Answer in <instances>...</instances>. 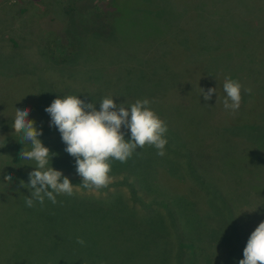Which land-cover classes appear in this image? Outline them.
<instances>
[{
    "label": "rangeland",
    "instance_id": "374dc122",
    "mask_svg": "<svg viewBox=\"0 0 264 264\" xmlns=\"http://www.w3.org/2000/svg\"><path fill=\"white\" fill-rule=\"evenodd\" d=\"M118 1L125 4L127 11L121 20L122 31L129 32L131 37L119 48L117 41L103 35L108 27L100 20L108 16V0H0V264H39L40 246L46 247L54 238L60 244L53 243L52 251L65 252L68 241L64 237L71 229L66 223H59L52 230V221L44 225L39 220L36 207L42 205L38 201H34L33 207L25 204L32 190L22 185L28 183V173L34 170L35 164L22 160L19 155L23 148L30 150L31 144L23 141L22 134L12 128L16 108L30 109L28 118L42 129V134L53 136L57 128L49 127L51 117L44 109L58 96L76 95L93 103L97 110L105 97H112L115 103L125 107L135 103L130 95L123 96L118 89L122 83L118 79L131 67L145 72V76L149 72L150 77L160 80L161 91L144 90V97L157 99L159 108L173 102L187 104V97H203L200 88L205 92L216 88L210 100L202 101L200 110L206 114L194 116V121L180 117L179 107H175L179 120L176 124L159 116L167 124L165 135L173 132L170 135L173 138L168 140L180 147L175 163V175H181L179 179L161 173L160 167L152 174L159 189L156 192L154 187L152 194L164 198L167 206L156 203L146 206L147 201H152L149 192L136 191L135 182L122 174H109L111 182L101 188L107 189L111 197L116 195L111 199L98 194L100 189L83 188L77 172L60 171L74 185L75 194L99 201L102 207L116 213H126L132 208L142 216L155 209L154 220H149V224L159 236L127 233V242L133 240L131 243L139 244L144 255L136 261L149 264L155 252L150 246L158 244L167 252L165 264H239L243 241L264 221V137L256 140L257 129L246 131L242 126L235 128L231 124L236 119L248 118L249 111H254L253 121L257 119L254 121L257 127H261V121H257L264 118V0ZM95 6L100 12L98 17L93 10ZM146 11L151 13L149 19L155 27L144 31L141 37V31L135 28L147 22ZM251 64H256V72L252 74L247 69ZM226 77L242 85L241 105L235 113L223 106ZM247 88H251V94L244 91ZM99 90L105 96L97 99ZM58 137L55 142L59 153L75 165V158L64 150L66 145L60 133ZM129 138L125 135L126 140ZM151 147L154 146H146L140 154L141 161L135 165L139 172L153 169L152 165L148 167L147 159L154 158L157 149L154 147V151ZM135 156L133 152L131 157ZM157 157L160 160L161 156ZM164 158L165 155L161 159ZM191 163L196 165L195 172H202L209 185L218 189L221 200L213 201V206L209 207L205 192L199 191V195H192L197 198L195 207L185 205L192 211L188 213L174 199L193 200L188 187H194L195 180L186 168ZM9 173L10 181L4 178ZM229 204L242 240L234 242L232 255L228 256V251L216 253L220 257L216 260L212 251L205 249L208 236L212 237L208 229H213L216 239L227 241L231 225ZM8 211L11 213L9 221L6 219ZM189 215L195 218L194 229H189L185 222ZM20 219L26 221L20 223ZM106 221L117 231L118 219ZM88 226L86 229L94 233L99 230ZM76 227L79 229V223ZM107 231L99 230L97 240L109 243ZM93 248L85 252L81 264H90Z\"/></svg>",
    "mask_w": 264,
    "mask_h": 264
},
{
    "label": "trees",
    "instance_id": "16d2710c",
    "mask_svg": "<svg viewBox=\"0 0 264 264\" xmlns=\"http://www.w3.org/2000/svg\"><path fill=\"white\" fill-rule=\"evenodd\" d=\"M144 4V3H143ZM148 2H146V6L149 7V5H147ZM109 5L108 9V16L106 19H101L100 21H104L105 25H107V33L104 32V36H106L109 39H112L114 41H117V47H122L124 46L126 42H128V40H131L130 34L129 32H123L122 27L124 25V23L121 22L122 19H124L125 17V13L126 11V7L125 4H121L120 1L118 0H108L107 6ZM145 5V4H144ZM95 13L97 14V17L99 16V11L97 10V7H93ZM149 10V9H148ZM151 12L152 9H150ZM151 13H148L146 11V13L144 14V18L147 19L146 23L142 24V29L138 26V28H135L138 31H141V37L144 35V31H149L151 30V27L155 25H153V23L151 22L152 20L149 19V17ZM104 15H102L101 18H103ZM149 20V21H148ZM151 20V21H150ZM103 23V22H102ZM155 24V23H154ZM158 25V24H157ZM148 35H151L152 33H147ZM140 38V37H139ZM138 40V39H137ZM119 43V44H118ZM122 45V46H121ZM75 46H73L74 48ZM256 64H251L250 66L247 67L248 71L250 74L255 73V66ZM258 69L260 66V64H258ZM123 69V68H122ZM148 70H152L151 67H148ZM260 70V69H259ZM121 71V70H120ZM170 71V70H169ZM174 71H170V73H172ZM252 72V73H251ZM145 72L141 71L140 69H138L137 67H131L130 69L127 68L124 71V74L121 76L122 78L118 79V81H122L121 85L118 87L119 91L123 94V96L125 95H130L132 101H136V100H143V99H148L150 104L149 107L158 115V116H163L165 117L167 120H169L171 123H175L176 121L177 123L179 122V120H177V113H176V109L175 107H179L182 111H180V113H178V115L180 117H182L183 115V119H185L188 122H191V120L194 121V116H200L201 114H206L203 113L200 109H201V104L202 101L204 100V98L200 95H196V96H190L187 97L188 98V103L185 104H178L176 102L173 103H168L166 106H162V108H159V102L157 101V99H153V97H144V90L148 89L150 92L152 91L154 93V91H161L163 88V85L160 84V80L157 78H153L150 77L149 72L146 73L147 76H145L144 74ZM124 76V77H123ZM97 99L99 98H103L105 96V94L101 93V91H97ZM84 96V95H83ZM82 96V97H83ZM88 97H91V95L87 94ZM185 97V96H184ZM84 98V97H83ZM123 99V98H121ZM183 101L185 98H182ZM85 100V99H84ZM187 100V99H186ZM86 102V101H85ZM87 103V102H86ZM192 104H195L193 106H191ZM188 106V107H186ZM254 111H249L248 112V118H244V120H240L236 119V121L234 120L233 124H231L232 126H234L235 128H240V126H242L244 128V130L246 131H252V130H258V135L256 136V140L258 139L259 141L263 139L264 137V118H261V120H258L257 122L259 123V121H261L260 125L261 127H257L259 125H254L257 124L254 121H256L257 119H255L253 121L254 115H253ZM197 114V115H195ZM254 122V123H253ZM253 123V124H252ZM246 126V128H245ZM251 127H255V128H251ZM234 128V129H235ZM250 128V129H247ZM196 130V129H194ZM122 131H125V135L130 137V132H128L127 130L123 129L122 127ZM53 136H49L48 133H44L42 134V136L38 137L43 144H45L46 142H44L45 140H49L50 142L46 143L44 146L48 147L50 149L51 153H55L56 155H54L51 159V166L55 169V170H61V169H65L67 172L69 173H74L76 172V167L73 163H71L68 159L63 158L62 155L59 153V146L58 144L55 142V140H57L59 137V131L58 129H54L53 130ZM173 132L169 131L168 135H165V138L167 139V144L165 146V158L161 159L162 157H160V160L158 159V155L156 154L154 158H148L147 159V163L150 164L148 167H150L152 165L153 169H151L149 172L147 173H142L144 172V170H142L141 172H139L136 168L135 165L138 164L141 161V156L140 154H142L144 152V149L146 146H148L147 144L143 147V148H137L134 152L135 154L138 156L130 157L129 159H127L126 162L121 163L118 160H111V172L109 174H119V175H124L126 178H130L131 181L135 182V190L139 189L144 192H149V196L150 198H152V201H147L146 202V206L151 205L152 204H159V205H165L167 206V202L164 198H160L158 194H152L153 191L152 189L155 187L156 192H158L157 190V185L156 183L153 182L152 180V174L154 172V170H158L156 169V167H160L162 168L161 170H159L161 173L167 174V175H172L177 177H181V175H175V172H177V166H176V162H178L176 160L177 158V150L180 148L179 144H175V143H171L170 140H168V138H173L170 135H172ZM185 136V135H184ZM174 138H176V136H174ZM154 151V147H151ZM191 148V147H190ZM229 160V159H228ZM227 163V162H226ZM22 164L24 165V167L27 166V163L22 162ZM35 164V162H34ZM179 164H181L179 162ZM194 163H191L190 165H188L186 168L188 170V172H190L189 176H191L195 181V186L198 189L194 188V187H188L189 191L192 190L191 192V201L183 198V197H179L176 200L174 199V201H178L179 205L182 206L183 208H185L187 210L188 213L192 212L191 210L187 209V207L185 206L186 204L189 205H193L197 203V198L192 197L193 194H195L196 196L200 194L199 191L201 192H205L204 196L206 195V201L208 202V206L212 207L213 205L211 203H214L213 201L216 200H221L220 199V195L218 192V189L214 188L215 186L213 185H209L208 181L204 178L205 175L202 174V172H195V168L196 165H193ZM221 164L224 165V162L221 161ZM200 167V166H198ZM229 168V163H227V167L226 169ZM23 175H25L23 172H21ZM205 173V172H204ZM179 179V178H177ZM70 180V179H69ZM82 180V179H81ZM78 182V181H77ZM80 183V182H79ZM82 186V185H81ZM213 186V187H212ZM134 188V187H133ZM137 191V190H136ZM100 195H103L105 198H111L113 199L116 195H113L111 197V193L107 191V189H100L98 191ZM220 196V197H219ZM154 198H156L154 200ZM57 199V203L53 204L50 200L46 199L44 202V204L41 206L36 207L37 209H39V220H41L43 222V224L45 223L46 225H48L49 221H52V223L50 224L52 227V230H54V225L55 224H59V223H66V227H70V233L68 235H66V238L68 243H67V250L65 252H60L61 255L56 254L58 252H54L52 251L53 247V243H59L60 241L56 238L51 239L50 240V244L47 245L46 247L44 246H40V252H39V257L41 258V261L39 264H81L82 261L84 260L83 258L86 256V254L91 250V248H93V253L91 254V259H90V264H145V262L143 261V263H140V260L136 259H141V255L142 257L144 256L143 253L140 251V245L138 244L137 246L134 243L131 242H127V233H131L133 234H138V235H151V234H157L154 230H153V226H150L149 224V220H154L153 218V214L155 209H152L149 211V214H143L142 216H138L135 212H133L134 210H131L132 208H128L129 211H127L126 213H116L115 210L113 209H108L107 207H102L101 203L98 201L96 202L93 199H87V197L85 196H78L77 194H75L73 192V195L68 196L67 194H60L56 196ZM135 199V198H134ZM224 199V198H223ZM144 200V199H142ZM229 209V222H230V228H229V232H228V239L227 241H225L222 238H215V235L213 234V229H208V235H211L212 237L209 238L208 236V248L206 247L205 249L212 251L214 258L216 260L220 259V257L217 254H225L226 251H228V256L232 255L233 253V248H234V242L239 243L241 239V233L239 231V227L237 222L234 220V215L231 212V205L229 204V206H227ZM169 208V207H168ZM170 210V209H169ZM171 211V210H170ZM9 212V211H8ZM7 212V213H8ZM15 212V211H13ZM173 213L170 212L169 215H171ZM151 215V216H150ZM83 218V219H82ZM108 218H116L119 220L120 225H118L117 227V231L114 232V229H112V226L110 227L108 225V221H106ZM6 219L9 221L11 219V213L9 212V215L6 216ZM20 219V223H21ZM48 220V221H46ZM26 219L22 220V222H25ZM67 221V222H66ZM195 221V218L192 216L190 217L187 216L185 219L186 224L188 223V225L190 227H188L189 229H194L193 226V222ZM84 222V224L82 223ZM79 223V229L76 227V225ZM95 223V224H94ZM44 224V225H45ZM87 225H89L88 227L90 228L91 226H95L97 227V229L100 230V232H102V230H108L107 233L109 235L108 241H110L109 243H104L103 241H98L97 240V234L99 232V230H97V233L92 232L93 230H87ZM111 228V229H110ZM92 235H94V238L92 237ZM122 235V237L120 236ZM159 236V234H157ZM60 237H62L59 234ZM82 238L85 241L84 245L78 244L77 243V238ZM63 239V237L61 238ZM248 239V238H246ZM107 240V239H106ZM121 242L120 241H124ZM222 240V242H221ZM129 244H127V243ZM145 242V241H144ZM243 248L244 246H246V242L247 240L243 241ZM148 243V242H145ZM225 245H228V247H224ZM153 246L155 252H154V260L150 261L149 264H165L167 261V252L166 251H162V247L158 246V244L156 245H151L150 248ZM230 246V247H229ZM52 247V248H51ZM136 247V248H134ZM51 248V249H50ZM167 248V247H166ZM146 249H148L146 247ZM215 250V251H214ZM240 250V249H238ZM68 252L70 254V256L68 255ZM86 252V254H85ZM241 252V251H240ZM217 253V254H216ZM54 257V259H53ZM241 258L243 259V251L241 252ZM29 264H33V263H29ZM206 264V263H205Z\"/></svg>",
    "mask_w": 264,
    "mask_h": 264
},
{
    "label": "clouds",
    "instance_id": "9594fccd",
    "mask_svg": "<svg viewBox=\"0 0 264 264\" xmlns=\"http://www.w3.org/2000/svg\"><path fill=\"white\" fill-rule=\"evenodd\" d=\"M241 89L238 80L225 78V110L233 113L239 110ZM200 90L205 101L216 93V88H208L206 92L202 88ZM244 91L251 94V88ZM149 104L148 99H138L125 107L122 103H115L112 97H105L97 110L93 103H86L76 95H67L58 96L44 109L51 117L49 127L58 129L66 145L65 152L75 158L76 172L82 178L80 184L83 188L98 190L107 187L111 182L110 161L124 163L137 148H143L146 144L154 146L158 156L165 155L167 124ZM29 112L28 108H16L12 124L14 132L22 134L23 141L31 144L30 150H21V159L35 162L34 170L28 173V183L22 185L32 190L25 204L33 207L34 201H38L43 205L45 198L56 204L57 195H73L74 185L61 171L51 166V159L56 154L51 153L38 138L42 135V129L28 118ZM122 127L130 132L127 140ZM4 178L10 181L11 173ZM77 243L84 245L85 241L78 237ZM239 264H264V221L248 237Z\"/></svg>",
    "mask_w": 264,
    "mask_h": 264
}]
</instances>
